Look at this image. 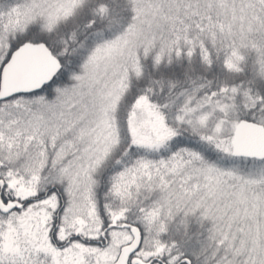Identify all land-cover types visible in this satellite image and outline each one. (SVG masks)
Here are the masks:
<instances>
[{
    "label": "snow or ice",
    "instance_id": "snow-or-ice-1",
    "mask_svg": "<svg viewBox=\"0 0 264 264\" xmlns=\"http://www.w3.org/2000/svg\"><path fill=\"white\" fill-rule=\"evenodd\" d=\"M0 264H264V0H0Z\"/></svg>",
    "mask_w": 264,
    "mask_h": 264
}]
</instances>
